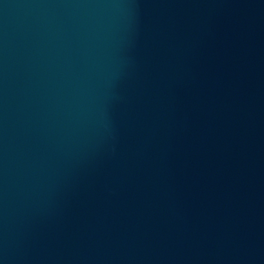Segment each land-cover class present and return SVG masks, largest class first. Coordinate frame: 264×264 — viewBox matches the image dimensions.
Returning <instances> with one entry per match:
<instances>
[{"label":"water","instance_id":"1","mask_svg":"<svg viewBox=\"0 0 264 264\" xmlns=\"http://www.w3.org/2000/svg\"><path fill=\"white\" fill-rule=\"evenodd\" d=\"M0 264H264V0H0Z\"/></svg>","mask_w":264,"mask_h":264}]
</instances>
